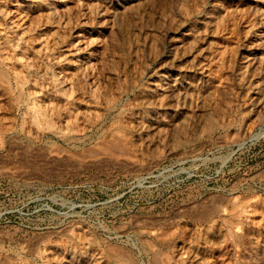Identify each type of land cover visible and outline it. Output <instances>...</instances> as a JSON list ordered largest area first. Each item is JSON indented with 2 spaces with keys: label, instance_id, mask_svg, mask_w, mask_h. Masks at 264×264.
Here are the masks:
<instances>
[{
  "label": "rangeland",
  "instance_id": "374dc122",
  "mask_svg": "<svg viewBox=\"0 0 264 264\" xmlns=\"http://www.w3.org/2000/svg\"><path fill=\"white\" fill-rule=\"evenodd\" d=\"M256 1L0 0V264H264Z\"/></svg>",
  "mask_w": 264,
  "mask_h": 264
},
{
  "label": "bare ground",
  "instance_id": "6f19581e",
  "mask_svg": "<svg viewBox=\"0 0 264 264\" xmlns=\"http://www.w3.org/2000/svg\"><path fill=\"white\" fill-rule=\"evenodd\" d=\"M124 0H121V2ZM119 3V2H118ZM255 11L258 14V20H261V22H264V0H257L255 3ZM120 13V12H119ZM123 14V13H122ZM121 15V14H120ZM256 25V24H255ZM256 38L253 40L255 43L259 45H264V30H260V32L255 36ZM254 38V37H253ZM252 41V43H253ZM263 49V48H262ZM264 51V50H262ZM252 54V53H251ZM246 56V55H245ZM263 57V56H262ZM259 58V57H258ZM261 59V58H260ZM263 60V59H261ZM262 62L256 58V56H246L241 63H239L238 67V79L242 81H246L247 85L250 86V84L253 83L252 75L257 70H262ZM165 78V77H164ZM167 83V82H166ZM244 84V83H243ZM256 86V85H255ZM248 91V90H247ZM151 110V109H150ZM118 255V254H117ZM121 261V260H120Z\"/></svg>",
  "mask_w": 264,
  "mask_h": 264
}]
</instances>
